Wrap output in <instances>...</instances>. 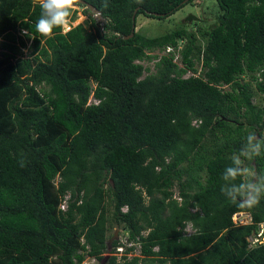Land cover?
<instances>
[{"label": "trees", "instance_id": "obj_1", "mask_svg": "<svg viewBox=\"0 0 264 264\" xmlns=\"http://www.w3.org/2000/svg\"><path fill=\"white\" fill-rule=\"evenodd\" d=\"M82 1L106 22L82 6L86 21L42 36L39 0H0V264H264L246 240L264 198L239 208L221 192L247 135L264 139V0H216L212 24L126 40L136 9L135 27L196 0ZM245 163L264 173V153ZM238 212L252 224L233 226ZM114 226L131 246L108 248Z\"/></svg>", "mask_w": 264, "mask_h": 264}, {"label": "clouds", "instance_id": "obj_2", "mask_svg": "<svg viewBox=\"0 0 264 264\" xmlns=\"http://www.w3.org/2000/svg\"><path fill=\"white\" fill-rule=\"evenodd\" d=\"M82 6L85 5L77 3V0H39V8L41 12L35 23L36 32L42 36H48L53 33L54 29L62 28L63 33H66L64 28L69 27L71 29L78 25H71L74 21H71V18L74 15H72V13L73 9L76 7L82 9L83 12L84 8ZM106 6L107 5L105 4V7ZM90 14L91 13H89V16L93 18ZM83 15L85 17L83 20L84 22L87 20L88 16H86L84 12ZM93 19L97 22H101L96 18ZM104 23L101 24L103 25ZM24 32L22 31L23 35H26L27 32ZM23 39L25 41V46L21 49L22 53L25 49L30 47L31 52L28 54H22V58L28 59L29 57H34L33 55H36L37 53L33 55L31 54L33 50V38L28 40L25 38ZM158 53L162 55V51ZM140 64L144 65L142 62H140ZM92 102L96 104V101L91 95L87 104ZM262 153H264V139L258 138L255 133H249L246 137V142L243 144L239 152L231 156V165L226 167L221 175L223 181L221 192L230 202L237 204L239 208H252L259 204L260 200L264 198V173L258 174L245 163L246 160H252L254 157L260 156ZM123 211L125 210L123 209ZM188 228L190 229V227ZM187 233L189 232L187 231ZM119 239L120 236L118 235L117 240ZM131 255L133 256L135 254Z\"/></svg>", "mask_w": 264, "mask_h": 264}, {"label": "rangeland", "instance_id": "obj_3", "mask_svg": "<svg viewBox=\"0 0 264 264\" xmlns=\"http://www.w3.org/2000/svg\"><path fill=\"white\" fill-rule=\"evenodd\" d=\"M217 2L216 0H196L192 4H188L182 9L175 12L173 15L168 17L164 20H157L152 18H146L143 15H139L136 18V27L135 31H138L139 33L147 36V37H156L163 35L167 32H171L172 30L179 28L181 25H186L190 28H196L194 23H199L200 26L203 25H209L214 22L215 16L218 14V8H217ZM75 15L74 21L72 22L73 25H77L79 23H82L85 19L82 9L79 7H76L73 9L72 15ZM188 16L195 17V21L192 22H186V18ZM200 21V22H199ZM69 27L64 28V31H66ZM31 52V47L28 49H25L23 51V54H28ZM154 54L161 55L156 51ZM153 63L151 62L149 64L143 63L144 65H148L150 67V70H153ZM189 233L192 232L191 229L188 228L187 230ZM117 232L120 236L121 240H124V233L121 229L114 226L111 230V234ZM136 254H138L136 252ZM83 264H100L96 260L92 258H86Z\"/></svg>", "mask_w": 264, "mask_h": 264}, {"label": "built area", "instance_id": "obj_4", "mask_svg": "<svg viewBox=\"0 0 264 264\" xmlns=\"http://www.w3.org/2000/svg\"><path fill=\"white\" fill-rule=\"evenodd\" d=\"M69 29L70 28H68L65 32H67ZM170 52H173V48L167 47L162 52V55L170 53ZM177 59H178V55L176 54L174 55V62H178ZM61 208L64 209L65 207L62 205ZM231 220H232L233 226H237V227L247 226V225L252 224L251 215L247 212L235 213L232 215ZM246 240L248 242V248H253L258 245H262L264 243V222L259 223L256 227L255 232H253L251 236H249ZM120 242L127 245V243L125 242V237H124V240L120 239ZM127 246H131V244H128ZM124 250H125V247L123 245H120L114 250L113 255L117 257H121L124 254ZM131 256H132L131 254L128 255V257H131Z\"/></svg>", "mask_w": 264, "mask_h": 264}, {"label": "water", "instance_id": "obj_5", "mask_svg": "<svg viewBox=\"0 0 264 264\" xmlns=\"http://www.w3.org/2000/svg\"><path fill=\"white\" fill-rule=\"evenodd\" d=\"M186 2H187V0L184 1V3H186ZM77 3H79L81 5H85L89 9V11L91 13L90 15L93 18H96L97 20L101 21V23H104L105 22V19L101 16V13L96 8H94L91 5L86 4L82 0H77ZM136 12H137V9L134 11V15L132 17V22H133V30H132V33L130 34V36L125 37L124 38L125 40L131 38L134 35V32H135V23H134V21H135V14H136ZM195 20H197V19H195V17H193V16H188L186 18V22H189V23L192 22V21H195ZM117 238H118V233L115 232L114 235H113V237L111 239H109L108 242H107V245H108V248L109 249L111 248L112 243L114 241H117Z\"/></svg>", "mask_w": 264, "mask_h": 264}]
</instances>
